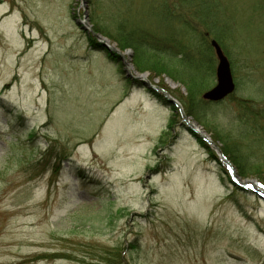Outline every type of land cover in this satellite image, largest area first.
<instances>
[{"label": "rangeland", "instance_id": "rangeland-1", "mask_svg": "<svg viewBox=\"0 0 264 264\" xmlns=\"http://www.w3.org/2000/svg\"><path fill=\"white\" fill-rule=\"evenodd\" d=\"M84 1L109 37L122 39V23L146 34L167 72L138 71L128 48L132 70L185 116L196 108L202 125L186 117L212 143L264 161V133L237 104L264 107V0H218L235 89L217 103L200 97L215 85L212 35L186 33L159 0H0V264H264L263 199L230 182L179 108L89 49Z\"/></svg>", "mask_w": 264, "mask_h": 264}, {"label": "trees", "instance_id": "trees-1", "mask_svg": "<svg viewBox=\"0 0 264 264\" xmlns=\"http://www.w3.org/2000/svg\"><path fill=\"white\" fill-rule=\"evenodd\" d=\"M153 2L156 0H152ZM164 0H159L157 2L159 5L156 7L157 10H161V13H167V11H171V13L174 14V12L180 13L185 16V32L188 33L189 30L191 31H199L201 34L204 36L207 34L209 36L212 35V38L216 41V43L219 44V46L224 50V46L222 43V40L224 39V36L227 37V34L225 31H227V28L225 25L222 23L221 18H222V9H221V4L218 3V0H172V3H170V6H167L169 4H166L165 2H162ZM169 14V13H168ZM166 19V18H165ZM189 22H192L193 25H190ZM93 29L95 32L100 33L102 36L108 38L110 41H116L118 43V48L120 50H125L128 48H132L134 51V57L133 58V65L138 71H149L150 73L159 75L162 73H166L167 71L163 66L161 65V62L158 60L156 57L157 53L160 51H157V47L153 45L152 43H149L146 41V34L141 32L138 28L134 29V34H129L127 33V25L126 23L120 26L119 32L121 31V37L120 40L117 41V39L113 37H109L103 30L101 31L98 29V27L95 24H92ZM127 27V28H126ZM87 41L89 45V49L91 51L95 52H102V49H99V45L96 43L94 39L89 35L87 36ZM207 44V42H206ZM208 45V51L207 57L212 53L210 45ZM154 48L155 50L153 51V56L152 52L147 51L149 48ZM163 53L165 50H161ZM105 52V51H103ZM173 54V53H172ZM105 56L107 59L114 63L118 64L116 56L108 54L105 52ZM173 56V55H171ZM204 56V55H202ZM187 62H184L185 64H189V67H193L200 69V64H204L203 60H198L200 61L199 63L196 62L197 60L195 58H188L186 57ZM202 61V62H201ZM231 65L232 73L233 71V64L229 63ZM205 65V64H204ZM203 66V65H202ZM151 92L154 97L157 99H161L164 104H167L165 99L158 93H155L154 91H149ZM229 96V98H231ZM240 105L244 112L245 116H248L247 123L249 126L260 129H255V133L258 134L259 137H261V133H264V126L261 125H255L257 123L261 124V121H264V107L261 109H256L254 108L253 105L249 101H239L237 103ZM264 104V103H263ZM192 108H185V114L186 116H191L193 119L196 120L199 124L202 123L203 119L200 117L199 111H191ZM263 123V122H262ZM202 125V124H201ZM192 136L195 137V139L198 140L200 144L203 145L204 149L208 150V154L211 157V159H215L214 153L211 151V149H208V147L205 145V143L201 140L198 139V137L192 132L189 131ZM224 143V142H222ZM225 144V143H224ZM226 145V144H225ZM223 155L227 157L231 163V165L237 169V173L240 177H257L260 178L261 183L264 186V161H240L239 156H236V148L235 146L228 147L227 145L224 147V149H221ZM55 165H59L61 161H53ZM218 162V161H215ZM25 168V173L26 174H32L33 175H40L43 174V170H53V169H48L47 167L41 166H36V165H31V166H26ZM224 172V171H223Z\"/></svg>", "mask_w": 264, "mask_h": 264}, {"label": "water", "instance_id": "water-1", "mask_svg": "<svg viewBox=\"0 0 264 264\" xmlns=\"http://www.w3.org/2000/svg\"><path fill=\"white\" fill-rule=\"evenodd\" d=\"M83 13L82 17L79 21L76 22V25L79 27L81 31H84V33L88 36L90 35L92 39L96 41V43L99 45V49H102L103 51L107 52L108 54L116 56L117 61L121 62V65L123 66V72L125 75V78L131 79L132 81H137L139 82L143 87L146 89H152V90H157L164 98L165 100L170 104L173 105L177 108H179V104L171 98L167 93L163 92L160 89L154 88L149 81L146 80L145 75H138L136 72L132 70V66H130L128 59H126V53L121 52L118 50L114 44H110V42L102 37L101 35L95 33L89 24V19H88V8L87 4L84 1L83 2ZM211 48L214 51L217 63H216V68H215V78H216V83L215 85L208 91L204 92L202 96V100L207 101V102H212V103H217L222 100H224L229 94H232L235 86L234 82L232 79L231 70H230V65L228 64V60L225 57L224 54H222V50L220 46L215 43L213 40L209 43ZM133 71V74H132ZM173 84V83H172ZM174 85V84H173ZM181 111V116H182V123L186 127V129L194 132L199 138L203 139L210 145L211 147L214 148L215 153H217V159L220 160L221 162L225 163L228 165V162L224 157H222L220 149L212 143V141L207 137V135L202 131V129H199L198 126L195 124H191L188 121V118L184 115L182 112L181 108H179ZM233 183L240 188H247L250 189L253 193H255L258 197H261L263 193L259 191L258 189L255 188L254 181H241L238 179V177L235 174V171L233 173Z\"/></svg>", "mask_w": 264, "mask_h": 264}, {"label": "bare ground", "instance_id": "bare-ground-1", "mask_svg": "<svg viewBox=\"0 0 264 264\" xmlns=\"http://www.w3.org/2000/svg\"><path fill=\"white\" fill-rule=\"evenodd\" d=\"M255 184H256V185H255V186H256V188H258V187H259V185L257 184V182H256ZM260 189H261V188H260ZM261 190H262V189H261Z\"/></svg>", "mask_w": 264, "mask_h": 264}]
</instances>
